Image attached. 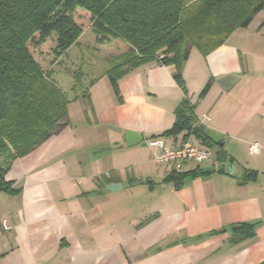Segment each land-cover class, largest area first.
Wrapping results in <instances>:
<instances>
[{"label":"crops","instance_id":"1","mask_svg":"<svg viewBox=\"0 0 264 264\" xmlns=\"http://www.w3.org/2000/svg\"><path fill=\"white\" fill-rule=\"evenodd\" d=\"M174 73L151 61L114 87L105 72L71 101L58 134L12 163L0 264H264V10L211 54L192 51L186 91ZM184 101L208 142L189 136L214 159L186 163L179 181L150 142L189 137L163 136ZM242 224L255 236L236 243Z\"/></svg>","mask_w":264,"mask_h":264},{"label":"trees","instance_id":"2","mask_svg":"<svg viewBox=\"0 0 264 264\" xmlns=\"http://www.w3.org/2000/svg\"><path fill=\"white\" fill-rule=\"evenodd\" d=\"M263 10L264 0H0V192H17L7 180L12 163L58 134L69 104L81 97H69L49 73L88 29L101 44L117 39L130 47L109 61L106 76L114 87L130 70L157 61L175 68L186 91L183 68L192 51L211 54ZM50 39L55 46L45 70L32 49ZM180 134L208 142L188 101L163 136ZM254 236V225L233 228L236 243Z\"/></svg>","mask_w":264,"mask_h":264},{"label":"rangeland","instance_id":"3","mask_svg":"<svg viewBox=\"0 0 264 264\" xmlns=\"http://www.w3.org/2000/svg\"><path fill=\"white\" fill-rule=\"evenodd\" d=\"M100 39L97 32L92 28L88 29L50 71L51 78L69 97L82 94L90 88L92 82L103 76L110 67L109 61L123 51L117 39L104 41L102 44L99 43ZM54 46V40L50 39L45 47L32 49L45 70L51 65L50 50Z\"/></svg>","mask_w":264,"mask_h":264},{"label":"built area","instance_id":"4","mask_svg":"<svg viewBox=\"0 0 264 264\" xmlns=\"http://www.w3.org/2000/svg\"><path fill=\"white\" fill-rule=\"evenodd\" d=\"M206 120H209L208 116L203 117L202 124H204ZM150 145L160 150L155 156V162L159 165L169 167L175 174H180L184 165L188 162L200 164L214 159V152L212 150L203 149L195 145L190 136L186 138L180 147L168 146L165 141L161 139L152 140ZM260 150L261 146L258 142H254L249 146V153L251 155H258ZM11 229V226L3 222L0 226V237Z\"/></svg>","mask_w":264,"mask_h":264},{"label":"water","instance_id":"5","mask_svg":"<svg viewBox=\"0 0 264 264\" xmlns=\"http://www.w3.org/2000/svg\"><path fill=\"white\" fill-rule=\"evenodd\" d=\"M234 171H235V166H234V165H231V166L229 167V172H230L231 174H233ZM121 188H122V186H121L120 184H115V185H111V186L108 187V189H109L110 191H115V190H118V189H121Z\"/></svg>","mask_w":264,"mask_h":264}]
</instances>
